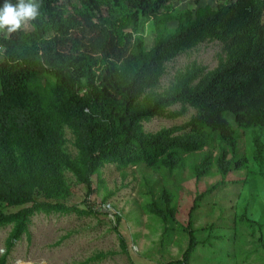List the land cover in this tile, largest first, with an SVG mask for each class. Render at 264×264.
<instances>
[{"label":"trees","instance_id":"1","mask_svg":"<svg viewBox=\"0 0 264 264\" xmlns=\"http://www.w3.org/2000/svg\"><path fill=\"white\" fill-rule=\"evenodd\" d=\"M6 2L20 0H0ZM24 2L36 6L35 18L0 32V230L9 228L0 264L23 236L29 239L36 215H106L88 198L92 177L101 185L107 165L122 180L128 168L159 175L143 178L141 204L161 229L157 263L191 264L197 249L211 245L210 234L196 240L193 231L201 202L247 166L239 131L264 129V0H193L183 8L174 0ZM143 21L152 28L149 45ZM211 42L221 52L213 69L192 62L161 88L168 63ZM188 108L195 114L182 125L144 130V123L175 120ZM252 145L264 165L263 142L253 135ZM212 169L220 181L195 191L182 222L183 173L199 183ZM77 187L85 189L84 208L67 203ZM113 218L111 231L128 257L121 218ZM171 245L179 259L164 258ZM110 255L98 252L84 264Z\"/></svg>","mask_w":264,"mask_h":264},{"label":"rangeland","instance_id":"2","mask_svg":"<svg viewBox=\"0 0 264 264\" xmlns=\"http://www.w3.org/2000/svg\"><path fill=\"white\" fill-rule=\"evenodd\" d=\"M189 2L193 0H174V5L183 8ZM3 6L4 4H0V9ZM25 27L29 28L27 22ZM151 31L150 22L143 21L141 33L147 45L150 44ZM219 53L220 45L211 42L178 56L167 64L161 88L168 86L176 71L192 62L208 70L213 69ZM179 108L176 105L170 110L176 111ZM194 114L195 111L188 108L183 117L175 120L154 118L144 123L143 127L146 132H156L161 128L182 125ZM229 119L235 127L231 117ZM239 133V153L247 158V166L242 170L231 171L225 179V185L201 202L193 231L195 230L196 240H204L210 234L211 245L197 249L191 264H264V165H259L256 161L252 145L253 135L259 137L264 144V129L251 128ZM67 137L70 138L69 135ZM68 148L73 151L70 145ZM123 172L126 175L124 180L122 172L113 165H107L101 170V185L95 176L92 177L94 192L89 196L88 203L106 215L85 218L74 215H36L31 219L29 239L23 236L15 244L8 257V264H84L86 259L98 252L113 255L92 264H158L159 259L156 258L161 229L154 218L142 212L141 204L145 201L146 194V189L142 187L143 178L151 176L156 180L159 175H152L145 168H128ZM187 176L186 170L182 175L183 181L178 186L182 193L179 217L182 222L186 220L185 212L191 199L195 197V191H205L220 181L215 169H212L211 176L202 178L199 183L191 178L186 179ZM171 179L172 184H168V187L174 189L175 181ZM109 194L110 197L103 204L104 197ZM84 198L85 189L77 187L67 203L84 208ZM246 208L248 212L245 213ZM16 210L11 208L6 211ZM116 213L121 218L119 231L125 238L128 257L120 253L116 236L111 231ZM8 233L9 228L0 230V255L4 252ZM184 246L185 244L182 245ZM167 252L165 259L180 258L179 248L176 246H169Z\"/></svg>","mask_w":264,"mask_h":264},{"label":"clouds","instance_id":"3","mask_svg":"<svg viewBox=\"0 0 264 264\" xmlns=\"http://www.w3.org/2000/svg\"><path fill=\"white\" fill-rule=\"evenodd\" d=\"M36 14V6L32 3L26 4L24 0H20L19 4L13 6L6 2L0 9V28L9 26V32L15 31L20 28L22 20L34 19Z\"/></svg>","mask_w":264,"mask_h":264}]
</instances>
